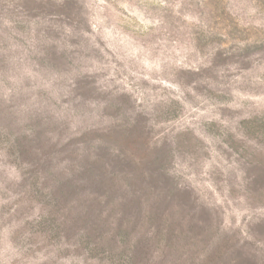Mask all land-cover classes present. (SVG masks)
Segmentation results:
<instances>
[{"label": "rangeland", "instance_id": "rangeland-1", "mask_svg": "<svg viewBox=\"0 0 264 264\" xmlns=\"http://www.w3.org/2000/svg\"><path fill=\"white\" fill-rule=\"evenodd\" d=\"M0 264H264V0H0Z\"/></svg>", "mask_w": 264, "mask_h": 264}]
</instances>
